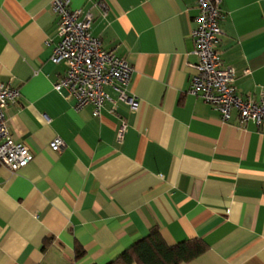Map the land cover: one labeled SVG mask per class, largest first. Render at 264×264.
<instances>
[{
    "label": "crops",
    "instance_id": "crops-1",
    "mask_svg": "<svg viewBox=\"0 0 264 264\" xmlns=\"http://www.w3.org/2000/svg\"><path fill=\"white\" fill-rule=\"evenodd\" d=\"M69 6L91 16L90 34L133 72L126 87L104 88L99 116L74 110L54 90L65 67L50 62L52 0H0V85L20 94L5 117L32 154L14 174L0 167V264H108L153 228L168 246H207L183 264H264V125L241 124L236 110L223 123L188 94L196 0ZM220 11L222 66L237 97L257 101L264 0H220Z\"/></svg>",
    "mask_w": 264,
    "mask_h": 264
},
{
    "label": "built area",
    "instance_id": "built-area-1",
    "mask_svg": "<svg viewBox=\"0 0 264 264\" xmlns=\"http://www.w3.org/2000/svg\"><path fill=\"white\" fill-rule=\"evenodd\" d=\"M70 0H52V10L57 17L58 43L52 47L50 62L62 64L64 75L54 84V90L66 94L74 101V110L79 111L92 106L93 115L99 116L100 107L107 101L104 88L107 86L126 87L133 69L124 60L107 52L99 39L90 34L91 16L70 9ZM198 26L192 31L195 45L194 54L198 58L196 73L192 76L189 95L200 98L203 103L212 106L223 123H228L231 113L236 110L241 124L252 122L255 126L264 125V93L259 100L237 97L234 88V72L222 66L218 52L221 30L220 0H196ZM47 46H51L48 42ZM121 96L124 93L117 89ZM20 94L18 90L0 85V167L14 174L32 161L29 149L12 136L5 117L6 108L14 105ZM135 109L137 102L128 100ZM122 138L125 128L120 130ZM62 142L55 140L49 147L55 152L62 149Z\"/></svg>",
    "mask_w": 264,
    "mask_h": 264
},
{
    "label": "trees",
    "instance_id": "trees-1",
    "mask_svg": "<svg viewBox=\"0 0 264 264\" xmlns=\"http://www.w3.org/2000/svg\"><path fill=\"white\" fill-rule=\"evenodd\" d=\"M156 228L134 243L129 249L108 264H183L189 263L204 254L207 246L194 239L168 246ZM84 254L82 248H76L75 258Z\"/></svg>",
    "mask_w": 264,
    "mask_h": 264
}]
</instances>
